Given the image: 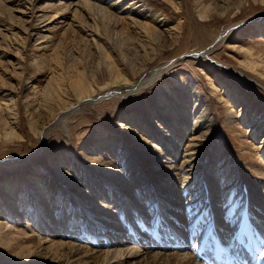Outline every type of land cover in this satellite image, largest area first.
<instances>
[{"label": "bare ground", "instance_id": "bare-ground-1", "mask_svg": "<svg viewBox=\"0 0 264 264\" xmlns=\"http://www.w3.org/2000/svg\"><path fill=\"white\" fill-rule=\"evenodd\" d=\"M159 1L0 0L8 6L4 12L5 8L9 12L6 20L0 17V31L11 34L18 53L22 48L24 55L27 47L16 30L25 33V39L38 31L36 41L45 43L30 52L29 63L41 64L47 52L46 58L55 52L56 36L48 26L59 18L71 20L67 24L77 27L83 39L109 60L105 63L110 80L104 85L89 80L85 69L63 72L59 61V65L51 61L55 70L43 99L45 104L58 100L62 105L56 111L53 105L47 107L54 118L51 127L66 130V119L75 110L110 93L122 97L139 92L156 79L162 67L149 65L156 55L137 64L125 49L144 52L151 46L155 50L161 39H169L170 45L179 42L183 26L170 20L165 7L171 3L178 8L179 3ZM197 5L203 7V2L197 0ZM17 17L28 26L20 28ZM126 26L134 29L135 37H127ZM233 40L232 35L226 38ZM254 48L241 49L244 64L264 77V50ZM201 50L186 53L207 57L212 49ZM215 74L207 70L210 95L221 108L223 124L214 119L217 107L197 87L184 102L169 91L171 98L162 105L149 106V120L133 113L121 116L118 127L130 134L134 149L124 138L108 134L86 141L84 164L94 168L93 175L86 177L84 168L62 157L56 166L59 184L34 169L22 181L4 179L0 264H264V102ZM69 89L75 90L77 102L65 105ZM1 91L0 115L4 109L2 121L8 123L16 113ZM31 127L43 145L48 127L43 122H32ZM219 129L222 132L217 133ZM5 133L10 139L15 135L14 130ZM142 144L148 151H140ZM100 152L109 164L98 167L94 162L100 161ZM31 238L34 248L25 244Z\"/></svg>", "mask_w": 264, "mask_h": 264}, {"label": "rangeland", "instance_id": "rangeland-1", "mask_svg": "<svg viewBox=\"0 0 264 264\" xmlns=\"http://www.w3.org/2000/svg\"><path fill=\"white\" fill-rule=\"evenodd\" d=\"M47 1L44 0V2ZM177 1L179 3L178 8L171 3L169 5L166 4L165 7L168 16L171 17L170 20L174 24L181 22L183 26L179 42L170 45L171 41L169 39H161L160 42H157L158 45H155V50H152L151 46L145 48L144 52L136 47L135 49H125L127 56L133 57L132 60L137 64H139L141 59L150 61L151 57L156 55L149 62L150 68L159 69L162 67L156 79H151L139 92L134 91L122 97L110 94L104 96L93 105H86L80 110H75L66 119V130L60 125L51 127L54 118L50 119L48 109L53 105V110L56 111V108H60L62 105L58 104V100L45 104L43 99L42 92H44L43 89L50 76L54 73V64H60L59 66H61L63 72L85 69L84 72L90 78L89 80L95 81L97 85H104L110 80L106 64L109 60L106 61L103 54L95 50L92 42L83 39L84 37L81 36V33L77 32V27H70L67 24L71 20L65 21L63 18H59L54 23H50L48 28H50L51 34L56 36V40L52 42L55 52L52 51L50 57L46 58L50 54V51L47 52V56L42 60L41 64L29 63L32 61L30 60V52H34L38 47L45 45V43L40 44L39 41H36L38 37L36 32L38 31H34V35L25 39L26 34L16 30L19 31L17 38L24 41L27 47L25 56L20 51L22 48L19 49L20 54L18 53L16 45L13 44L11 34L8 35L9 33L4 29L0 31V90H3L1 91V96L6 95L4 96L7 98L6 102L11 105V108L13 105L14 113H16V115H10L8 118L10 125L2 121L5 113L4 109L3 114L0 115V122H2L0 123L1 196L5 195L1 189L4 179L16 177L19 181H22L27 178L28 172L32 169L46 177L52 184H59L61 172L59 173L56 170V166H60L58 160L62 157L72 160L76 165L84 168L86 177L93 175L94 168L89 167L93 170L91 171L84 164L83 153L85 152L86 141L96 139L98 135L108 134L124 138L131 148L134 149L136 143L130 137V134L123 132L118 127V121L121 116L133 113L140 115L145 120H149L148 117L150 116L147 112L149 106L162 105L164 100L171 98L169 91L180 101L184 102L190 99V91L197 87L209 98V102H212L217 107L214 117L215 121H218L217 123H225L224 115L220 111L221 108L219 109L217 101L210 95L207 70L232 81L248 94H253L264 102V77L254 73L245 66V56L241 52V49L246 47H255L254 49L259 47L264 50V0H201L203 7L197 5V0ZM5 3H0V5H3L2 7L0 6V17L3 19L9 13L6 8L4 12V7L8 8ZM158 3L161 4L159 0ZM7 5L11 7L9 3ZM2 13H4L3 16L1 15ZM12 13L19 17H24L18 12L14 11ZM17 19L20 28L28 26L26 23H20L18 17ZM235 25H239L236 31H234ZM122 27L120 26V29ZM127 27V30L125 29L127 37L128 35L131 38L132 36L135 37L132 32L134 29ZM50 31L43 30L40 32L49 34ZM229 35L234 36L235 40L226 41ZM134 43L129 42L128 45H135ZM234 45H239V49L235 48L236 46L234 47ZM201 49L212 50L207 57L187 54L188 51L197 52ZM54 53H57V57H55ZM20 64L23 66L22 68L19 67ZM44 65L46 68L39 69ZM128 71L131 72L130 69H127ZM141 75L139 74V76ZM28 80L29 82L27 83ZM180 83L184 86H180ZM75 94L74 89H69L64 93L65 105L77 102ZM9 99L11 100L9 101ZM81 103L82 101L77 105H81ZM6 104L4 107L9 109L10 105ZM32 122H43L48 127L47 138L43 145L40 144L41 141L37 137V131L32 130ZM11 129L14 130L15 133L13 134L15 135L10 139L6 137L5 132L12 131ZM219 130L217 133L222 132L221 129ZM222 137L225 138L224 134ZM139 149L141 152L148 151V147L145 144H142ZM100 154L97 156L101 162L95 161L94 163L98 167L109 164L105 155L102 152ZM26 155L28 157L25 159ZM21 158H24L23 161L18 162ZM27 182L31 189L32 177ZM30 227L29 229L27 228L29 234L32 233ZM32 240L33 238H31L30 243L27 241L25 244H30L34 248L35 244L33 242L35 241ZM211 263L215 264V262Z\"/></svg>", "mask_w": 264, "mask_h": 264}, {"label": "water", "instance_id": "water-1", "mask_svg": "<svg viewBox=\"0 0 264 264\" xmlns=\"http://www.w3.org/2000/svg\"><path fill=\"white\" fill-rule=\"evenodd\" d=\"M110 94H112V95H113V93H110ZM110 94H107V95H110ZM107 95H105V96H107ZM98 99H100V98L98 97V98H97V100H98Z\"/></svg>", "mask_w": 264, "mask_h": 264}]
</instances>
